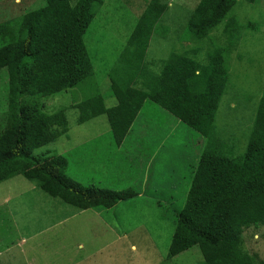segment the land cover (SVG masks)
I'll return each mask as SVG.
<instances>
[{
	"label": "trees",
	"instance_id": "obj_1",
	"mask_svg": "<svg viewBox=\"0 0 264 264\" xmlns=\"http://www.w3.org/2000/svg\"><path fill=\"white\" fill-rule=\"evenodd\" d=\"M256 1L199 0L185 27L182 50L154 71L148 49L156 32H169L161 20L171 0H146L109 72L114 104L109 106L92 83L93 93L71 105L80 111L79 123L106 115L107 135L116 145L125 142L147 102L199 135L195 166L185 170L165 198L177 209L167 259L198 247L204 264H264L246 249L244 235L264 227V95L244 153L233 156L235 139H225L216 126L230 77L229 58L239 40L234 36L239 22L231 14L239 2ZM103 3L45 0V5L0 23V183L23 175L79 210L111 209L148 189L142 182L126 190L84 187L67 175L73 152L33 155L69 131L68 107L48 110L50 98L84 86L95 75L85 34ZM204 50L207 58L201 60Z\"/></svg>",
	"mask_w": 264,
	"mask_h": 264
},
{
	"label": "rangeland",
	"instance_id": "obj_2",
	"mask_svg": "<svg viewBox=\"0 0 264 264\" xmlns=\"http://www.w3.org/2000/svg\"><path fill=\"white\" fill-rule=\"evenodd\" d=\"M77 1L72 0L74 4ZM198 2L171 0L170 9L161 20V25L169 32L166 35L161 30L156 32L148 49V60L154 71L160 70L161 61L182 50L181 39ZM43 5L45 0H0V23ZM145 5L146 0H104L96 9L95 18L85 34L95 75L84 86L50 98L53 101L48 104V110L68 107L69 131L57 141L36 149L35 157L70 154L79 145L80 137L91 139L109 133L106 115L79 123L80 111L71 105L93 93L92 83L107 97L108 105L114 104L109 72L115 67ZM231 15L239 22L234 29V36L239 40L229 58L230 77L216 126L225 139H235L233 156H238L246 150L264 95V0H257L254 5L239 2ZM184 44L192 45L190 42ZM201 53L200 59L206 60V50ZM147 103L154 109L151 114L139 116L142 124L137 130L133 126L136 131L122 151L117 152L109 146L105 137L91 146L97 149L92 153L98 155L89 153L88 163L70 167V170H80L88 165L89 172L97 178L111 172L114 183L132 182L135 188L144 172L150 171L148 189L143 196L122 201L107 213L103 208H91L93 212L88 211L86 216L70 220L67 225L55 226L59 218L66 216V211L72 215L77 208L49 196L37 181L23 175L5 180L0 183V264H204L198 247L167 259L177 209L165 198L171 195L170 188L179 186L178 179L185 175V170L190 172L195 166L199 135L181 122L177 127L176 123L165 121L161 113L167 112ZM153 116L160 119L162 125L151 118ZM169 132L170 136L171 132L174 135L168 136ZM155 152H159V159L148 163L149 155ZM69 161L74 164L73 154ZM174 194L180 196L181 192ZM94 211L97 214L103 211L100 212L102 216H95ZM47 227H50L47 232L35 234ZM119 235L122 238H118ZM244 235L246 249L264 259V227L248 229ZM37 250L40 256L33 258Z\"/></svg>",
	"mask_w": 264,
	"mask_h": 264
},
{
	"label": "crops",
	"instance_id": "obj_3",
	"mask_svg": "<svg viewBox=\"0 0 264 264\" xmlns=\"http://www.w3.org/2000/svg\"><path fill=\"white\" fill-rule=\"evenodd\" d=\"M109 106H111V105H109ZM153 109L154 108L152 107V105H150L149 103H145L144 107L142 108V110L138 114L136 122L133 124V126L134 125L136 126V130H137V127H139L142 124V119H140L139 116L143 115V114H147V113L151 114V111ZM161 114H162L163 119L165 121H172V122L176 123L177 127L179 126V121L177 119H175L172 115H170V114L167 115V113H163V112ZM151 118H154V120L161 121L160 119L156 118L155 116H153ZM133 126H132V129L130 130L125 142L122 145L114 144V141L112 140V138L109 135H105V136H101V137H94V138H91V139H88L86 136L80 137L79 138L80 139L79 145H77V146H75L73 148V153L72 154H73V156L75 158V161H74V164H72V167L76 166V165H79V164L88 163V160H86L84 158V155H87L89 153H92L93 151H96L97 149H94L91 146L93 144H95V143L101 142V140L103 138H105V137H107V144L109 146L113 147V149H115L117 152L122 151V148H124L125 144L129 141L128 139L132 135V132L135 133V131H136V130L135 131L133 130ZM110 129L111 128H109V132H110ZM172 135H173V133L171 132V136ZM168 136H170V132L168 133ZM84 145H86V146L82 150H77L78 147L80 148V147H82ZM65 153H68V152H65ZM65 153H62V154H65ZM92 154L98 155V154H95V153H92ZM158 159H159V152H155V154L153 153V154L149 155L147 161H148V163H150V164L152 163L153 164ZM104 162L107 163L106 159L104 160ZM67 175L70 178H72L73 180H75L76 182L80 183L84 187L95 186V187H100V188H104V189L110 188V189H115V190H126V189L134 187L133 186L134 184L132 182L114 183L113 182V173H111V172L105 174L104 176H100V177L97 178L92 173L89 172L88 165H86L85 168H81L80 170H70L69 172H67ZM150 177H151V172L150 171L149 172L148 171L144 172L143 177H142V181H141L142 182V187H146L147 186V184L149 183ZM155 188H156V186H155ZM143 191L144 190H141V192H143ZM139 196L142 197L143 193H141ZM64 210H65V208H64ZM102 210H106L105 212L107 213V212H109L110 209H102ZM88 211L89 212H93L92 209H87V210H79V209H77L76 212H74L71 215V214H68V211H66L65 212V213H67L66 216L62 217V218H59V220H58L57 224H55V226L56 225H60V226L67 225L70 220H75V219H77V218H79L80 216H83V215L86 216V213ZM96 212L97 211H94L95 216H97V217H101L102 216L100 212H103V211H100L99 214H97L98 212L97 213ZM11 214H12V212H11ZM49 229H50V227H47V228H45L43 230H38L35 234H38V233L42 234L44 232H47ZM118 238H122V235H119ZM24 239H26V238H23V240ZM35 255L36 256H40V254L38 255V250L33 254L32 257L34 258ZM12 262H14V260ZM48 262L49 261H47V263ZM75 264H78V262H76Z\"/></svg>",
	"mask_w": 264,
	"mask_h": 264
}]
</instances>
